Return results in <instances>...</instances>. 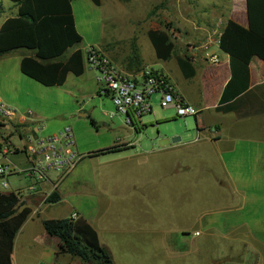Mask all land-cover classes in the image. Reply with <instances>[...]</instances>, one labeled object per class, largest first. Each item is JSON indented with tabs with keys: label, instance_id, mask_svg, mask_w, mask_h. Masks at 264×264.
Instances as JSON below:
<instances>
[{
	"label": "rangeland",
	"instance_id": "rangeland-1",
	"mask_svg": "<svg viewBox=\"0 0 264 264\" xmlns=\"http://www.w3.org/2000/svg\"><path fill=\"white\" fill-rule=\"evenodd\" d=\"M162 2L103 0V5L97 6L91 0L74 1L77 29L83 41L63 58L76 49L95 47L110 52L113 62L123 67L165 69L176 82V63L156 57L149 31H166L173 42L187 48L186 43L194 44L203 38L195 25L209 26L214 21L223 27L236 4L243 8L246 5V0ZM8 3L11 2L5 0V5ZM23 52L10 57L11 73L15 67L22 81L12 78L9 87L19 89L20 99L27 104L25 109L40 116L46 126L44 136L71 127L81 155L76 168L60 182L62 200L51 205L52 215L60 219L79 212L90 220L100 229L101 241L115 264H251L256 259L252 250L255 246L264 264L263 136L238 128L230 136L237 144L235 150L196 141L195 118H179L176 110L174 113L162 108L160 94L152 97L153 113L138 120L140 129L136 130L117 111L112 97L97 83L96 73L87 63L83 75L71 74L64 85L45 87L21 72L18 58ZM8 84L3 83L5 88ZM22 92L30 96L24 97ZM167 114L176 119L160 124V115ZM174 133L192 143L163 149L161 138H169L174 146ZM129 143L132 147L125 150L137 151L90 156ZM146 150L181 151L144 159L130 157ZM8 160L27 167L24 155H10ZM8 160L0 155V163ZM7 181L9 189L4 190L0 179L1 192L28 184L23 175H11ZM185 229L191 236L183 234ZM166 231L179 234L168 236ZM166 238L173 239V244L167 245L163 241ZM247 238L254 247L242 256L238 247Z\"/></svg>",
	"mask_w": 264,
	"mask_h": 264
},
{
	"label": "crops",
	"instance_id": "crops-1",
	"mask_svg": "<svg viewBox=\"0 0 264 264\" xmlns=\"http://www.w3.org/2000/svg\"><path fill=\"white\" fill-rule=\"evenodd\" d=\"M102 5H103V0H102ZM4 6L6 8V13L0 18V26L8 17H11L16 12L14 7L12 6V3L10 4L8 3L5 5V0H4ZM72 6L75 15V7L73 3ZM75 19H76V15H75ZM228 19H233L242 26L248 27L249 22H248L246 5L245 8H243L239 4L238 5L236 4V6L233 7V9L231 10V15ZM209 26L195 25L194 26L196 27L195 31L198 30L202 34L203 38L201 40L195 41L194 44L186 43L187 48L182 43L173 42L175 46V52L177 54L176 56L174 54L171 59L177 65L176 68H177L178 77L176 78V82H173L171 75L167 70L161 69L158 71L163 72L169 76L170 81L172 82L177 93L182 97L184 102L198 109L199 115L193 116L195 118L196 129H197L196 141H203V142L205 141L215 145L222 144L225 150H235L237 148V144L233 142L234 139H231L230 136H232V134L238 128H242V130L246 128L250 133L264 137V61L255 58L251 62L250 85L247 91L242 93L239 97L231 99L222 105L221 101L224 92L233 78V70L231 67L230 56L224 53L223 51H221L219 47V39L224 26L219 27L218 23H215L214 21H212V25ZM76 27H77V21H76ZM179 41L182 42V40ZM26 53L27 52H23V54L18 58L19 67L21 65V60ZM106 53L112 59L111 53L110 52L109 53L106 52ZM12 55L13 53L0 57V96L3 98V100L6 103L18 108L20 111H25L26 110L25 107L27 106V104L20 99L19 89L13 87V85L11 88L9 87L10 84H8L9 82L12 81V78H16L17 80L22 81V78H20L19 74H17V72L15 71V67L14 70H12L13 74L11 73L10 57ZM211 55L218 56L220 62L218 64H212L209 60V57ZM114 62L118 67L120 66L116 61ZM119 68L125 73L132 76H136L140 74L142 71L138 69L137 70L131 69L130 66L127 67L120 66ZM4 81H6L8 84L7 88H5L3 85ZM23 95L24 97L30 96L29 92L23 93ZM167 109L171 110L174 113L176 110L174 107ZM37 116L40 117L38 114ZM170 116H171L170 114H167L166 116L160 115V117L158 118L159 123L167 124L172 120L176 119ZM14 124L12 123V125L9 124V125L0 126V128L3 130L0 132V140L2 136L8 135L12 140V142L14 143V145L18 147V150L11 155L12 156L24 155L21 151H19L23 146V141H21L19 139V136H17V133L15 132ZM185 124L187 125V121L185 122ZM174 134H175L173 137L174 146L171 144L169 138H161L160 144L163 149H171L173 147L178 148L192 143V141L186 140L187 137L184 139L183 136L178 135L176 133ZM15 139L19 140L20 143L17 144L14 141ZM129 145L132 147L130 143ZM124 151L132 152L137 150H124ZM178 151L181 150H146L141 154L135 152V154H132L130 157L139 156L144 159L150 155H155V154L162 155L164 153H171ZM178 164H177L178 165L177 168H179V170L182 171L181 163ZM28 185L29 182L28 184L24 186H20L16 188V190H12L10 192L0 191V196L10 197L12 193L15 194L17 190L24 189ZM59 187L57 188L56 192H58L61 195V193L59 192ZM3 189L7 190L5 188ZM50 189L51 186L49 184H45L42 186V190L38 194L26 198L17 197L11 209L6 211H0V218H7L10 217L11 215L18 213L24 207H28L32 210V213L30 214L28 220L26 221V223L23 225V227L20 229V231L16 236L14 251L12 255L13 264H38V263L85 264L79 258H75L65 254L58 255V251L60 247L59 239L48 235L45 231L44 228L45 221L53 220V219L60 220V219L69 218V217H64L58 219L56 216L51 214L50 211L51 205H55L57 203L55 204L46 203V195ZM78 214L80 217L81 214L79 212ZM87 221L98 231L101 241V236L99 231L100 229H98L97 226L95 227L90 220L87 219ZM238 231L234 233L238 235ZM182 232L183 234H185V236L191 234L189 233L190 231L186 229L185 231ZM250 232L251 231H248V234L252 236V232L251 233ZM166 233L168 236H174L178 233V231H166ZM247 240L248 238L245 239L242 243H240L238 247L239 253H241L242 256L246 251H248V249L254 247V245H252L251 243H247ZM163 241H167L168 242V244L166 243L167 245L173 244L174 242L173 239L170 240L169 238L163 239ZM101 244L103 245L102 241ZM252 250L255 251L256 259L255 262L251 264H262L263 262L261 258L262 254L258 253L261 251H258L256 246L255 249ZM224 260H228V259L224 257ZM238 261H240V259L237 260L236 262ZM225 262L228 261H224V264H226ZM214 264H223V263H219L217 261Z\"/></svg>",
	"mask_w": 264,
	"mask_h": 264
},
{
	"label": "trees",
	"instance_id": "trees-1",
	"mask_svg": "<svg viewBox=\"0 0 264 264\" xmlns=\"http://www.w3.org/2000/svg\"><path fill=\"white\" fill-rule=\"evenodd\" d=\"M15 9L0 26V57L24 50L21 72L45 87H57L66 83L69 75L81 76L86 71L84 51L76 49L64 59V54L82 43L83 37L76 27L72 3L76 0H8ZM101 6L102 0H91ZM164 5L168 0H162ZM248 27L228 19L222 30L219 47L231 59L233 78L228 84L221 104L239 97L250 85V64L258 58L264 61V0H246ZM6 13L4 0H0V18ZM148 37L158 59L168 61L175 52L170 35L163 30H150ZM93 125L97 122L91 119ZM135 129L139 130L135 120ZM131 146L116 145L91 153L90 156L107 155L124 151ZM16 194L0 196V211L12 208ZM62 200L53 192L46 203ZM32 210L24 207L18 213L0 218V264H13L15 239L28 220ZM48 235L60 241L58 255L79 258L85 264H115L101 244L98 231L80 216L44 223Z\"/></svg>",
	"mask_w": 264,
	"mask_h": 264
},
{
	"label": "built area",
	"instance_id": "built-area-1",
	"mask_svg": "<svg viewBox=\"0 0 264 264\" xmlns=\"http://www.w3.org/2000/svg\"><path fill=\"white\" fill-rule=\"evenodd\" d=\"M84 56L89 68L96 73L97 83L106 88L105 92L112 97L117 111L126 116L132 127L135 128V120L153 113L152 97L155 94L161 95L162 108L174 107L180 118L199 115L197 108L184 102L167 74L144 68L136 76L129 75L106 52L95 47L86 48ZM209 60L212 64L220 62L216 55H211ZM12 123H16L15 132L23 141L19 151L24 154L27 167L21 168L8 160V156L14 154L18 147L8 135L2 136L0 155L8 160L0 163L2 186L8 189L7 180L11 175H23L28 179L29 185L17 190L16 196L26 198L36 195L41 192L43 185L49 184L51 189L47 192V199L57 191L61 180L76 168L81 159L73 129L67 126L58 133L44 136L46 126L34 111H20L0 96V126ZM52 173L57 175L56 178H51ZM71 217L78 219L79 214L74 212Z\"/></svg>",
	"mask_w": 264,
	"mask_h": 264
},
{
	"label": "water",
	"instance_id": "water-1",
	"mask_svg": "<svg viewBox=\"0 0 264 264\" xmlns=\"http://www.w3.org/2000/svg\"><path fill=\"white\" fill-rule=\"evenodd\" d=\"M81 116H83V114H81Z\"/></svg>",
	"mask_w": 264,
	"mask_h": 264
}]
</instances>
